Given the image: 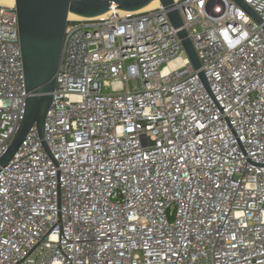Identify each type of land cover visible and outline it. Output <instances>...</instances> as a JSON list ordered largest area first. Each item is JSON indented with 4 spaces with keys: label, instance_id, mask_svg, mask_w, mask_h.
<instances>
[{
    "label": "built area",
    "instance_id": "built-area-1",
    "mask_svg": "<svg viewBox=\"0 0 264 264\" xmlns=\"http://www.w3.org/2000/svg\"><path fill=\"white\" fill-rule=\"evenodd\" d=\"M116 8L69 20L44 136L1 168L0 264H264L263 27L235 0ZM28 95L0 4V158Z\"/></svg>",
    "mask_w": 264,
    "mask_h": 264
},
{
    "label": "water",
    "instance_id": "water-1",
    "mask_svg": "<svg viewBox=\"0 0 264 264\" xmlns=\"http://www.w3.org/2000/svg\"><path fill=\"white\" fill-rule=\"evenodd\" d=\"M154 0H15L19 17L20 44L24 63L26 99L24 117L5 155L0 158L1 168L12 160L26 135L36 126L41 137L44 124L52 103L56 74L60 68L65 30L69 14L93 17L105 14L116 5L118 10L134 11L143 8ZM167 10L174 0H159ZM264 29V21L243 1L235 0ZM176 28L183 26L177 10L168 12ZM189 59L196 69L201 64L196 50L185 29L179 31ZM199 76L208 87L203 71ZM45 144V143H44Z\"/></svg>",
    "mask_w": 264,
    "mask_h": 264
},
{
    "label": "bare ground",
    "instance_id": "bare-ground-1",
    "mask_svg": "<svg viewBox=\"0 0 264 264\" xmlns=\"http://www.w3.org/2000/svg\"><path fill=\"white\" fill-rule=\"evenodd\" d=\"M0 4L14 5L15 4V0H0ZM159 4H160L159 0H154L153 2L148 4L147 6H145L143 8H140V9H137V10H134V11L135 12H139V11H144V10H147V9H152V8L158 7ZM119 11H120V13H125L124 12L125 10H119ZM102 15H104V14H102ZM99 16H101V15H99ZM83 18H86V17L85 16H80V15H77V14H74V13L69 14V19L70 20L83 19ZM181 61H182L181 59H177V60L171 61L170 62V66H175L178 63H181Z\"/></svg>",
    "mask_w": 264,
    "mask_h": 264
}]
</instances>
